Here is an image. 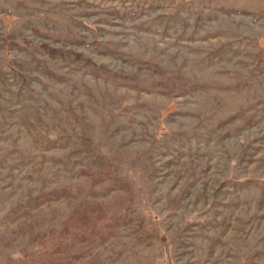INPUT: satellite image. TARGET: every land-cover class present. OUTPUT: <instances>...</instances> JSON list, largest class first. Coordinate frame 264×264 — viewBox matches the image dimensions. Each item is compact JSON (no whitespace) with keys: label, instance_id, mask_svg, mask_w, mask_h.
Segmentation results:
<instances>
[{"label":"rangeland","instance_id":"374dc122","mask_svg":"<svg viewBox=\"0 0 264 264\" xmlns=\"http://www.w3.org/2000/svg\"><path fill=\"white\" fill-rule=\"evenodd\" d=\"M0 264H264V0H0Z\"/></svg>","mask_w":264,"mask_h":264}]
</instances>
